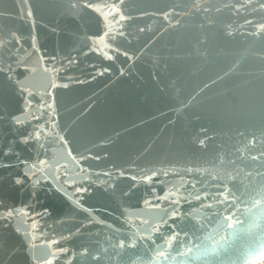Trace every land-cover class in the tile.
<instances>
[{"label":"water","instance_id":"obj_1","mask_svg":"<svg viewBox=\"0 0 264 264\" xmlns=\"http://www.w3.org/2000/svg\"><path fill=\"white\" fill-rule=\"evenodd\" d=\"M92 1L0 0V261L257 264L264 101L240 100L264 90V0Z\"/></svg>","mask_w":264,"mask_h":264},{"label":"bare ground","instance_id":"obj_2","mask_svg":"<svg viewBox=\"0 0 264 264\" xmlns=\"http://www.w3.org/2000/svg\"><path fill=\"white\" fill-rule=\"evenodd\" d=\"M81 2H82V5L83 6H86V7H93V8H96L97 9V7H96V5L97 4H95V3H93V1L92 0H81ZM199 4L201 5V6H203V4L201 3V2H199ZM98 10V9H97ZM108 13H110V9L108 10ZM5 56H4V53L1 51L0 52V70H5V73L6 74H11L12 75V72L10 71L11 69H14V68H12L11 67V65H8L7 63H5V62H3V60H6V58H4ZM26 63V62H25ZM28 64L29 65H31L30 66V69H29V71H28V73L27 74H25L24 75V77L22 76L21 78H20V80L19 81H17V83H19L20 84V86L23 88V87H25V88H27V85H28V87L30 88V89H37V87H36V85H38L40 88H41V90L43 89V86H44V83L42 82V77H43V74H39L38 72H37V69H38V67H39V62H36L35 63V65L33 64V63H30V62H28ZM9 70V71H8ZM11 72V73H10ZM0 93L2 94V93H4L5 94V92H4V88H3V83H2V85H0ZM0 97H2V96H0ZM1 99V98H0ZM263 101H264V90H262V89H257V90H254V91H251V92H249V93H247L244 97H242L241 98V100H240V108H241V110H243L244 111V113L246 114V116H251V115H249V111H251V110H256L261 104H263ZM2 105H4V106H6L5 107V109H3V110H0V114H7L8 112H9V105H8V103L7 102H4V101H2L1 102V100H0V106H2ZM8 105V106H7ZM242 107H244V108H242ZM2 107H0V109H1ZM115 108H113V109H111L110 108V110L109 111H112V110H114ZM107 112V111H106ZM97 113L98 114H100L101 113V111H97ZM28 113H26L25 115H27ZM20 118H22V117H20ZM34 119H35V117H34ZM249 119H253V118H249ZM144 124V123H143ZM18 131H20V130H18ZM47 133H49V131H47ZM226 139V138H225ZM133 143H135L134 141H133V139H132V144H127V143H123V146H124V149L126 148H128V151L132 148V146L134 145ZM114 146H116L117 148H118V146L117 145H114ZM121 146V145H120ZM123 156H125V154L123 155ZM126 158H124V159H118V158H116L115 156L113 157V160H115V161H123V160H125ZM68 161V160H67ZM19 165H23V164H19ZM126 166H128L129 168H132V166L133 167H137L138 166V164H137V160L136 159H134L133 161H131V162H129L128 163V165H126ZM3 168H5V166L3 167ZM6 170V169H5ZM11 175H13V173H10ZM47 174L50 176V177H56V176H53V174H51V171H50V169H48V171H47ZM67 184V183H66ZM71 186H69V187H73L74 186V188L73 189H76L77 190V184L76 183H71L70 184ZM214 185H215V183H214ZM79 186V185H78ZM66 187V186H65ZM81 189H83V187L81 188ZM33 190V189H32ZM0 197L1 198H4V196L2 195V193H1V191H0ZM35 197H37L38 198V196H35ZM0 198V199H1ZM2 200V202L3 201H5V199H1ZM192 202H193V200H192ZM148 213H151V212H148ZM53 219H56L55 217L54 218H50L49 219V221L51 222V223H53ZM55 226H56V228L54 229V232L56 233V234H59L61 231H62V229H63V227L62 226H59V225H57V224H54ZM146 226H143L141 229H143V228H145ZM78 237H80L81 238V234L78 236ZM33 239H35V237H33ZM66 238H64L63 237V235L62 236H59V237H51V238H49L48 239V241H47V243L45 244V242H43L45 245H43V246H38V247H36V248H39V251H40V253L39 254H43V255H45V256H48V257H50V258H52V256H49V255H52V254H54L55 252L53 251V247H51L52 246V244H53V241H55V240H63V242H64V240H65ZM84 239V238H83ZM83 239H79V241L81 240L82 241V243H84L85 241L83 240ZM96 239H91V240H87L88 242H90V244L92 245V242L93 241H95ZM56 243H58V241L56 242ZM84 245V244H83ZM76 245H75V243L74 242H72L71 240H68V242H66L63 246H61V248H60V252H63V251H69V249H72L73 247L75 248V251H76V253H78L80 250H81V248H83V247H80V248H76L75 247ZM28 247V246H27ZM27 247H18V245H17V250L15 249V246H13V248H10L9 247V249L8 250H12V252H16V254H17V258H25L26 256H27V253H26V250H27ZM50 248L52 249L51 250V252L49 251L50 250ZM15 249V251H13ZM2 252V251H1ZM1 254V253H0ZM37 255H38V253L36 252V250H34V253H33V255H32V259H35L36 257H37ZM259 256V255H258ZM2 258V257H1ZM0 258V259H1ZM16 258V257H15ZM16 258V259H17ZM10 259V257H8V259H6V260H4V261H0V264H5L8 260ZM15 259V260H16Z\"/></svg>","mask_w":264,"mask_h":264},{"label":"rangeland","instance_id":"obj_3","mask_svg":"<svg viewBox=\"0 0 264 264\" xmlns=\"http://www.w3.org/2000/svg\"><path fill=\"white\" fill-rule=\"evenodd\" d=\"M257 264H264V254L256 257Z\"/></svg>","mask_w":264,"mask_h":264},{"label":"snow or ice","instance_id":"obj_4","mask_svg":"<svg viewBox=\"0 0 264 264\" xmlns=\"http://www.w3.org/2000/svg\"><path fill=\"white\" fill-rule=\"evenodd\" d=\"M121 19H123V17H121ZM109 58H111V57H109ZM17 182H19V181H17Z\"/></svg>","mask_w":264,"mask_h":264}]
</instances>
